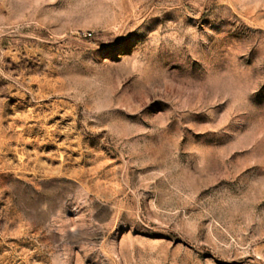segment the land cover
Returning <instances> with one entry per match:
<instances>
[{
	"label": "rangeland",
	"instance_id": "374dc122",
	"mask_svg": "<svg viewBox=\"0 0 264 264\" xmlns=\"http://www.w3.org/2000/svg\"><path fill=\"white\" fill-rule=\"evenodd\" d=\"M0 264H264V0H0Z\"/></svg>",
	"mask_w": 264,
	"mask_h": 264
}]
</instances>
